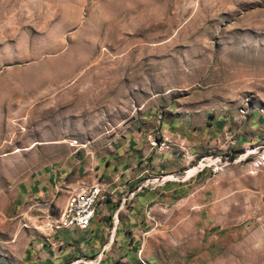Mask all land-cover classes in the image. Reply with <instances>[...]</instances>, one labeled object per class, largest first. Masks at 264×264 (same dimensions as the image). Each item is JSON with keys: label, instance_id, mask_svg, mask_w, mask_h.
<instances>
[{"label": "rangeland", "instance_id": "1", "mask_svg": "<svg viewBox=\"0 0 264 264\" xmlns=\"http://www.w3.org/2000/svg\"><path fill=\"white\" fill-rule=\"evenodd\" d=\"M196 110L240 127L264 116V0H0V264L41 237L23 214L44 206L21 188L32 176L68 181L124 136L153 145L163 118ZM261 124L168 181L144 173L135 195L97 183L114 211L63 247L76 264H264ZM46 206L59 225L65 207Z\"/></svg>", "mask_w": 264, "mask_h": 264}, {"label": "crops", "instance_id": "2", "mask_svg": "<svg viewBox=\"0 0 264 264\" xmlns=\"http://www.w3.org/2000/svg\"><path fill=\"white\" fill-rule=\"evenodd\" d=\"M255 114H257V117L253 118ZM234 116L236 121H231V116L227 114L218 117V115L211 116L202 110H196L194 113L169 116L173 121L169 125H166V118L168 117H165L161 123L159 122V137L153 138L155 140V142H151L153 145H148L146 142L142 143L140 133L124 136L118 143L111 146L108 153L99 155L93 163L89 164H93V167L89 166L81 172L82 168L79 164L77 171L73 173L68 181L66 178L59 177L58 173L42 172L32 176L21 188H25L24 195L30 197L32 202L42 200L44 206L36 208V204H30L29 209H25L23 214L30 217L33 220L34 228L41 230L42 233H40L41 237H38L33 235L32 231L30 232L29 237H27V250L19 255L20 262L16 264H70V261L76 264L79 262L80 260L76 259L78 258L77 254L65 250L63 244H71L73 240L83 238L86 242L89 239V236L87 237L88 233L85 231L87 233L85 235V232L70 229L53 230L50 226L53 221L48 220L51 217L48 215L49 210L46 206L49 202L56 201L61 206V211L71 194L83 191L100 182L103 185L114 183L117 186L115 189L120 192L131 188V194L135 195L141 190V187L138 186L144 173L166 177L164 175L166 173L181 171L200 154L221 151L222 142L231 146V148H235L236 144L240 143V139L237 138L238 134L243 133L249 140H255L257 136L253 124L256 120L258 123L262 122L261 125L263 126L264 116L251 111L244 119L245 126L243 127H240L237 122L242 117L237 114ZM147 136L150 137L148 140L152 141L151 133H148ZM147 164L148 166H146ZM107 175L113 181L104 177ZM56 180L62 181L57 182ZM59 190L61 193H59ZM109 192L113 193L114 191ZM103 194L106 195V191H103ZM106 202L103 200L96 207L95 217L87 230H91V237L96 235L92 230L93 225L99 223L103 228L106 224L108 211L110 213L114 211H112V206ZM122 210L120 204L111 217L113 230L118 227L119 218L117 215ZM38 217L44 218L37 221ZM26 227L28 228V226ZM72 249L74 248L72 247ZM96 258L101 260L102 256ZM96 264H99V262Z\"/></svg>", "mask_w": 264, "mask_h": 264}, {"label": "built area", "instance_id": "3", "mask_svg": "<svg viewBox=\"0 0 264 264\" xmlns=\"http://www.w3.org/2000/svg\"><path fill=\"white\" fill-rule=\"evenodd\" d=\"M156 180L168 181L169 178L158 176ZM88 190H95V185L86 188L85 190L81 191L78 196L73 198V206L71 209V224L68 225L70 226V230L85 232L91 226L93 212L87 211V203H90V201H86V193ZM95 195H102V192H95ZM62 227L63 226L56 225L55 218L53 223L51 224V228H53L54 230H62ZM98 260V262H100V259Z\"/></svg>", "mask_w": 264, "mask_h": 264}, {"label": "bare ground", "instance_id": "4", "mask_svg": "<svg viewBox=\"0 0 264 264\" xmlns=\"http://www.w3.org/2000/svg\"><path fill=\"white\" fill-rule=\"evenodd\" d=\"M201 166H203V165H201ZM195 171H196V168L192 169L191 173L192 172H195ZM167 177H169V176H167ZM169 178H171V177H169ZM95 192H102L101 189L99 188V186H95V190H88L87 193H86V201H90V203H87V211H92L93 212L92 219L95 216L96 207L100 203L101 196H102V195H95ZM79 193H76L74 195H71V197L68 199L67 205L62 210V214H61V217H60V220H59V223H58L59 225L58 226H63L62 228H64V229H70V226H68V225L71 224V209H72V206H73V198H75L76 196H78Z\"/></svg>", "mask_w": 264, "mask_h": 264}]
</instances>
